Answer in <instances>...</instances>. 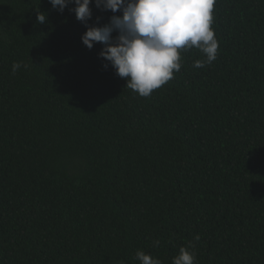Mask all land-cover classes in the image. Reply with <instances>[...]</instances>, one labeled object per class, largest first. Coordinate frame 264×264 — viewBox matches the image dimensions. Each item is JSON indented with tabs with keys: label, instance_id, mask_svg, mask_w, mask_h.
Masks as SVG:
<instances>
[{
	"label": "trees",
	"instance_id": "1",
	"mask_svg": "<svg viewBox=\"0 0 264 264\" xmlns=\"http://www.w3.org/2000/svg\"><path fill=\"white\" fill-rule=\"evenodd\" d=\"M90 7L0 0V264H172L197 234L196 264H264V0H216L217 59L149 97L82 43Z\"/></svg>",
	"mask_w": 264,
	"mask_h": 264
},
{
	"label": "clouds",
	"instance_id": "2",
	"mask_svg": "<svg viewBox=\"0 0 264 264\" xmlns=\"http://www.w3.org/2000/svg\"><path fill=\"white\" fill-rule=\"evenodd\" d=\"M54 9L63 12L70 4L77 20L87 24L92 17L93 0H49ZM216 0H94L95 7L113 15L103 26H87L82 43L91 49L95 43L104 45L99 56L110 62L116 75L126 79V88L141 97H149L181 69V51L197 49L204 56L193 63L194 68L211 65L218 54V40L213 24ZM121 15H116L117 12ZM38 11L37 22L47 23V15ZM118 34L113 37L112 33ZM107 66V65H105ZM21 64H12V73ZM27 67V65H24ZM197 234L188 248L181 247L172 257V264H196L194 251ZM159 247V240L153 241ZM140 264H162L158 258L137 250Z\"/></svg>",
	"mask_w": 264,
	"mask_h": 264
}]
</instances>
